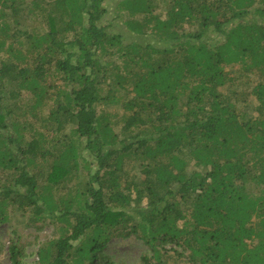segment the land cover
Returning <instances> with one entry per match:
<instances>
[{"label":"trees","instance_id":"16d2710c","mask_svg":"<svg viewBox=\"0 0 264 264\" xmlns=\"http://www.w3.org/2000/svg\"><path fill=\"white\" fill-rule=\"evenodd\" d=\"M106 1L0 0V224L55 225L38 264H264V0Z\"/></svg>","mask_w":264,"mask_h":264},{"label":"rangeland","instance_id":"374dc122","mask_svg":"<svg viewBox=\"0 0 264 264\" xmlns=\"http://www.w3.org/2000/svg\"><path fill=\"white\" fill-rule=\"evenodd\" d=\"M117 1H106L109 10L105 16L106 19H110L117 14L118 11L114 6ZM160 5L162 6L163 4ZM114 23L118 24L119 21L115 20ZM108 31L113 33L120 32L122 34L127 33L125 26H121L120 28L114 26L113 28H109ZM231 75L234 77L238 76V67L231 70ZM255 81L256 77L254 75H250V77L243 76L236 84L228 86L226 91H239L243 89L248 91ZM249 83L250 86H248ZM239 97L241 98L243 96ZM244 98L249 100V102H252L254 99L250 95ZM238 105L241 106V103ZM106 111L111 114L110 116L115 131L120 132L124 114L122 107H109ZM44 112L46 113V110ZM251 112L249 111V113ZM69 129L70 127H67L66 131L68 132ZM192 167L193 165L188 169H192ZM55 232V225L46 220L33 222L30 211H11L8 222L0 224V264H13L9 253V245L12 241H15L16 245L21 248L16 264H38L37 253L39 247L46 241L52 239L55 236ZM145 254H149L146 245L134 236L113 238L103 251L104 257L115 264H144L141 261V257Z\"/></svg>","mask_w":264,"mask_h":264}]
</instances>
